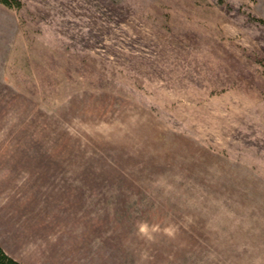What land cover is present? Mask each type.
Returning a JSON list of instances; mask_svg holds the SVG:
<instances>
[{"label": "rangeland", "instance_id": "1", "mask_svg": "<svg viewBox=\"0 0 264 264\" xmlns=\"http://www.w3.org/2000/svg\"><path fill=\"white\" fill-rule=\"evenodd\" d=\"M0 2V243L25 264H264V0Z\"/></svg>", "mask_w": 264, "mask_h": 264}, {"label": "trees", "instance_id": "2", "mask_svg": "<svg viewBox=\"0 0 264 264\" xmlns=\"http://www.w3.org/2000/svg\"><path fill=\"white\" fill-rule=\"evenodd\" d=\"M0 2L7 7H19L21 4L20 0H0ZM0 264H25V263L12 256L10 253H8L0 243Z\"/></svg>", "mask_w": 264, "mask_h": 264}]
</instances>
